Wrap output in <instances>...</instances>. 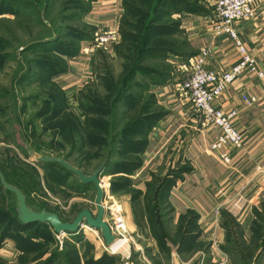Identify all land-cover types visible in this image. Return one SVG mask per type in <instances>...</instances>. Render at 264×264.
<instances>
[{"label": "rangeland", "instance_id": "obj_1", "mask_svg": "<svg viewBox=\"0 0 264 264\" xmlns=\"http://www.w3.org/2000/svg\"><path fill=\"white\" fill-rule=\"evenodd\" d=\"M92 1L0 0V4L5 3L0 13L14 15V19L0 22V48L5 53L0 56V89L10 92L9 96L0 95V128L5 135L0 139V162L9 182L20 185L31 208L57 213L65 222H73L86 209L97 215L96 189L88 186V191L83 193L77 177L59 166L44 168L36 158L67 159L87 176L106 165L102 178L107 185L104 203L122 207L120 201L131 198L137 225L133 235L125 221L130 241L121 254L111 256L106 252L101 260L88 264H147L153 254L147 244L154 237L160 239L163 229L171 234V222L164 195H154L157 184L151 186V199L140 202L132 197L130 175L138 168L146 136L161 111L153 85L177 76L178 63L185 61V42L175 17L180 4L177 0H137L127 8L128 24H123L122 33L135 34L136 40L121 33L119 42L113 46L115 51L99 59L96 82L82 94L81 106L87 113L82 112L85 117L81 122L73 115L70 118L56 88L43 82L47 66L42 64L44 61L61 64L62 57H66L61 54H74L80 42L91 38L93 33L84 24L83 15ZM144 26L150 29L151 42L148 50L139 56L146 33V30L141 32ZM42 42L56 48H39L24 54ZM139 64L131 74L132 67ZM26 75L31 79L18 84ZM24 137L35 156L30 154ZM73 149L74 156L69 158ZM15 210V197L0 189V239L8 225L18 220ZM8 211L15 218L7 216ZM111 217L107 212L106 221ZM23 229L20 225L14 226L11 239H15L21 251H29L24 261L46 264L57 253L75 261L76 244L81 243V237L59 239L50 226H29L25 234ZM147 229L150 232L145 235L143 230ZM114 244L124 246L120 240Z\"/></svg>", "mask_w": 264, "mask_h": 264}, {"label": "crops", "instance_id": "obj_2", "mask_svg": "<svg viewBox=\"0 0 264 264\" xmlns=\"http://www.w3.org/2000/svg\"><path fill=\"white\" fill-rule=\"evenodd\" d=\"M135 1L93 0L83 15V22L92 33L121 31L127 8ZM177 2L180 5L175 17L185 42V61L178 63L181 74L153 85L161 107L160 116L146 136L139 167L130 175L132 197L140 202L151 199V186L157 184L154 195H164L171 222V234L163 229L164 236L154 237L147 244L153 254L146 262L264 264V78H240L219 102V108L225 113H239L234 126L243 137L239 149H227L231 160L225 165L211 152V145L221 130L203 123L200 114L178 91L177 84L187 79L194 59L203 51L210 53L207 66L211 71L228 72L239 61L236 45L229 36L218 35L214 28L212 18L217 0ZM257 11L256 20L241 21L236 30L264 72V0H257ZM3 13L0 22L14 19V15ZM85 42H80L74 55L62 57V69L55 71L50 81L63 95L68 111L81 122L85 117L81 109L82 94L96 82L99 59L116 49L85 53L82 50ZM243 94L258 97V103L245 108ZM3 135L4 129L0 128V139ZM79 185L85 190L83 193L88 191L80 181ZM120 203L121 215L135 235L134 203L131 198ZM143 231L146 235L149 230ZM89 235L84 236L82 230L75 236V239L81 237V243L76 244L77 263L73 264L98 262L108 251L104 242ZM25 256L29 255L20 250L11 236L0 239V264H32L24 261ZM56 264L72 263L61 258Z\"/></svg>", "mask_w": 264, "mask_h": 264}, {"label": "built area", "instance_id": "obj_3", "mask_svg": "<svg viewBox=\"0 0 264 264\" xmlns=\"http://www.w3.org/2000/svg\"><path fill=\"white\" fill-rule=\"evenodd\" d=\"M258 16L257 0H217L212 18L214 28L218 35H227L235 43L239 61L228 72L216 74L207 66V60L210 57L209 51H203L194 59L192 70L187 79L177 84L178 91L185 101L191 104L192 109L200 114L203 123L213 125L221 130L219 138L211 145V152L217 154L225 165H228L231 160L227 149H239L243 144V137L234 126V121L239 113L237 111L225 113L219 108V102L227 89L240 78L244 76L264 78V72L260 70L255 57L248 52L236 30V25L241 21H254ZM120 35V31L116 29L95 32L90 40L83 43L82 50L90 54L102 49L109 50L119 42ZM258 100L256 96L242 95V104L245 108L255 106ZM114 207V205L104 204L105 222L109 225L116 241H123V245L126 246L130 241V233L126 229L125 219L120 210H116ZM107 212L112 216L109 222L106 221ZM82 230L86 235V227H83ZM80 232L57 237L59 239L75 237ZM92 235L99 242H104L100 232L97 231ZM107 252L109 253V250ZM198 264H205V262L201 261Z\"/></svg>", "mask_w": 264, "mask_h": 264}, {"label": "water", "instance_id": "obj_4", "mask_svg": "<svg viewBox=\"0 0 264 264\" xmlns=\"http://www.w3.org/2000/svg\"><path fill=\"white\" fill-rule=\"evenodd\" d=\"M27 147L32 156L36 153L32 146L27 142ZM36 162L43 164L46 167L59 166L70 173V176L77 177L80 183L84 186H94L96 189L95 206L97 208V215L90 210H83L78 213L73 222H65L57 213L48 212L46 210L36 211L31 208L26 196L20 188L10 184L3 172L0 170V186L8 193L12 194L16 199V215L19 222L24 225L41 224L50 226L57 236L64 234L74 235L82 230L83 227L89 226L101 233L105 246L111 247L116 238L113 236L109 225L105 222V188L102 178L105 174L107 166L101 167L94 175L87 176L81 169L72 166L66 159L60 157H39Z\"/></svg>", "mask_w": 264, "mask_h": 264}, {"label": "trees", "instance_id": "obj_5", "mask_svg": "<svg viewBox=\"0 0 264 264\" xmlns=\"http://www.w3.org/2000/svg\"><path fill=\"white\" fill-rule=\"evenodd\" d=\"M137 1V0H136ZM135 1V2H136ZM4 4L5 3H3V4H0V8L2 9L3 7H4ZM131 6V5H130ZM129 7V6H128ZM3 13V12H2ZM1 14V13H0ZM3 14H11V13H3ZM13 15V14H12ZM126 17H127V14H126ZM126 17H125V19H124V22H123V24L124 25H127L128 23H127V19H126ZM123 26V25H122ZM146 30V33H145V35H144V42H143V44H142V47L139 49V56H141L142 54H144L147 50H148V46H149V43L151 42V38H150V35H149V31H150V29L148 30V29H146V26H144V27H142V30H141V32L143 31H145ZM120 33H122V29H121V31H120ZM122 35H124L125 37H129V38H133L134 40H136V36H135V34H133V35H127V34H124V33H122ZM90 40V39H89ZM54 45H51V43H40L39 45H36V46H32V47H30L29 49H28V52L26 51L24 54H27V53H33L34 52V50H38L39 48H47V49H53V48H56V46L55 47H53ZM57 51L56 50H54V53H56ZM66 52H68V51H66ZM75 53H76V51H75ZM74 53V54H75ZM0 56H5V53L4 52H2V47L0 48ZM64 55H66V56H71V55H74V54H71V53H63ZM63 54H61V55H63ZM71 54V55H70ZM118 55H120V56H122V54L121 53H119V51H118ZM42 65H45V66H47L46 68H47V70H45V73H46V78H45V80H43V82H46L47 81V83H50V81H51V76H52V74H54L55 73V71H58V70H61L62 69V63L61 64H59V63H56V62H53V61H44V63L42 64ZM140 66V64L139 65H134L133 67H132V69H131V71H130V73L131 74H133V72L138 68ZM45 68V69H46ZM28 79H31V77H30V75H26L25 77H21L20 78V80H19V83L18 84H23V83H25V82H27V81H29ZM42 81V80H41ZM40 81V82H41ZM36 84H38V82L36 81L35 82ZM31 84V83H30ZM25 87V86H24ZM56 93L57 94H60L62 97H63V95L56 89ZM0 95H7V96H9L10 95V92H8V93H6V92H4V90H2V89H0ZM121 96V95H120ZM119 96V97H120ZM64 99V98H63ZM64 106H65V104H64ZM62 109H63V106H62ZM81 109H83L82 111L83 112H86L87 113V110H85V108L83 107V106H81ZM62 111H64V109L62 110ZM70 113V112H69ZM72 115L73 116H75L74 114H72V113H70L69 114V116H70V118H72ZM160 116V115H159ZM159 116H157L156 118H154L153 120H156V119H158L159 118ZM71 141L73 142L74 141V137L72 136L71 137ZM11 149V148H10ZM75 149V148H74ZM74 149H73V151H72V153L69 155V158L70 157H73L74 155ZM44 168H47L46 166H43ZM138 167H139V165H138ZM42 168V167H41ZM0 170L3 172V174H4V176H5V178H6V180L9 182V178H8V176H7V173L5 172V170H4V167L1 165V162H0ZM67 181H65L64 182V184H67L66 183ZM9 183H11V184H13V185H15V186H17L18 188H20L21 189V187H20V185L19 184H17L16 182H14V181H10ZM0 189H3V188H1V186H0ZM7 216H11V218L13 217V215H12V213L10 212V211H8V213H7ZM13 218H15V217H13ZM16 225H20V226H22L24 229H23V231L22 232H26L27 230H28V228H29V226H34V225H24V224H22L21 222H19L18 220H16V219H14V221H12L9 225H8V228L6 229V231H5V233H3L2 234V237H1V239H3V240H5L7 237H10L11 236V232L13 231V228H14V226H16ZM36 225H40L41 227H46V226H44V225H41V224H36ZM165 234L163 233V235L162 236H164ZM15 238V237H14ZM22 251L25 253V254H27L29 251H27V250H25V249H22ZM63 253V252H62ZM61 258H63L65 261H67V263H77V258H75V261L74 262H72L71 260H68L67 258H65V254H61V253H57L56 255H55V257L53 258V259H51L49 262H47L46 264H56V262L59 260V259H61ZM71 261V262H70ZM94 262V261H93ZM88 264V263H87Z\"/></svg>", "mask_w": 264, "mask_h": 264}, {"label": "bare ground", "instance_id": "obj_6", "mask_svg": "<svg viewBox=\"0 0 264 264\" xmlns=\"http://www.w3.org/2000/svg\"><path fill=\"white\" fill-rule=\"evenodd\" d=\"M104 183V182H103ZM104 185V188L106 183L103 184ZM116 210H119L120 208L118 206L115 205ZM95 230V231H93ZM91 231H93V233H96L97 230L92 228V227H89V226H86V233L89 234ZM124 248V246H119V245H113L112 247H109V254L111 256H116V255H119L121 254V250Z\"/></svg>", "mask_w": 264, "mask_h": 264}]
</instances>
